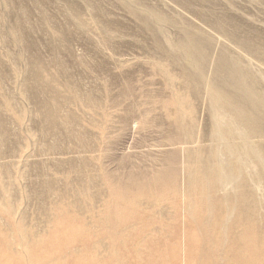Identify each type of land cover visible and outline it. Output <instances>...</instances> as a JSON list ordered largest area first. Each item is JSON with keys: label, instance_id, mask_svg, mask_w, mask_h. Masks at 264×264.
Wrapping results in <instances>:
<instances>
[{"label": "rangeland", "instance_id": "rangeland-1", "mask_svg": "<svg viewBox=\"0 0 264 264\" xmlns=\"http://www.w3.org/2000/svg\"><path fill=\"white\" fill-rule=\"evenodd\" d=\"M124 2L0 0V264H264V172L243 117L207 84L179 107L163 71L184 61L158 51ZM138 3L219 41L208 68L226 51L264 76L211 25L260 45L264 0ZM155 20L160 42L177 39Z\"/></svg>", "mask_w": 264, "mask_h": 264}, {"label": "bare ground", "instance_id": "bare-ground-1", "mask_svg": "<svg viewBox=\"0 0 264 264\" xmlns=\"http://www.w3.org/2000/svg\"><path fill=\"white\" fill-rule=\"evenodd\" d=\"M118 1H120L121 4L123 3L125 4L124 0H118ZM136 6L140 7L138 0H132L131 5L127 9H129L133 17H135L141 22V28L145 32H147V34H149V36L156 43L155 45L157 47V50L164 53L163 54L164 56H165L166 51L169 52L173 50L174 52L172 53L175 55L174 57L181 58V60L184 61L182 67L180 68L177 67V70L173 69L174 70L172 71V73L174 72L173 74L172 73L169 74L168 72L163 71L164 77L169 78L168 85L170 86L171 94L174 97H177L176 95L177 86H179L180 89L183 90L180 93L181 97L179 98V101L177 102L179 107H181V105L183 104L190 103V101L186 102L187 95L191 96V101L196 100V99L199 100V98H201V95H202V91H201L202 87H204L205 84H207L209 91L212 90L217 95V97L222 102H224L230 109L236 111L239 115L243 117L247 125L248 136H249V143L246 144L245 146V152L247 154L252 153L255 155L256 161L259 164V167L264 172V76L256 75L255 73L252 72L251 66L253 65V62L250 61V59H253V57L248 55V56H245L244 59H240V58L233 59L232 57H230V55H228L229 57L226 56L227 54L225 53L226 51L225 52L219 51V53L216 54V57L212 63V66L211 67L209 66L208 68L207 58L209 56V51L211 48H213L212 47L213 44L215 45V43L219 42V41L215 42L214 41L215 39H213L214 37L211 34H207L206 32L200 29H194L192 28V26L191 27L188 26L187 23L186 25L181 24L182 26L179 27L177 23L174 22V20H170L168 17H164L160 13L147 9V8L140 9V11L143 12L142 14L140 11H138ZM157 16L162 17L163 22L165 24H169L171 27L178 30L179 35L176 40L173 39V40L167 41L165 40V38L162 37L163 42L162 41H161L162 43L160 42L161 37L160 38L158 37L160 36L161 31L157 30L156 26H154L155 24L151 25L152 23L156 22L155 19H157ZM71 17L74 20L72 22H75V24H77V27L79 29L83 30L87 26V23H85L79 18V13L76 12L72 14ZM226 24L225 23L223 24L222 22H217V21L211 24L214 28L218 30L219 32V33L217 32L218 34L217 36H219L218 38H222L225 40H229V38L235 39L236 44H237L236 50H240L243 47V50L247 49L248 51H250L252 55H254L255 59L264 61V41H262L260 45H257L258 43L257 44L254 43V41L251 38H249L247 34L245 36L240 35L241 37L240 36L238 37L237 31L235 29L229 28ZM169 29H172V28H169ZM96 30L101 33L104 31V28L97 27ZM223 43H226V42L224 41ZM173 63L174 62H172V64ZM208 76L209 78L207 79ZM171 77H174L176 80H173ZM47 87L49 89H52V86L50 85ZM49 104L51 108L50 111H52L53 115H51V113H47L49 112L48 110H44L43 114L44 116L47 115V118H49L53 122L55 120L57 104L55 105V101L53 100L50 101ZM192 107H190L186 111V114L180 119V122H179V127L184 128L185 130H189V132L192 128L195 127V116H194ZM52 118L54 120H52ZM186 121L189 123V125L185 124L187 123ZM207 126L209 128V125ZM188 135L189 134L187 133L186 138L184 137L185 141L183 144L192 147L197 142L194 139H191ZM201 160H202V157H201ZM200 164L202 168L204 169H206L209 166V162L201 161ZM259 188H260L259 186H256L257 190H259Z\"/></svg>", "mask_w": 264, "mask_h": 264}]
</instances>
